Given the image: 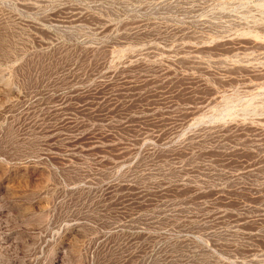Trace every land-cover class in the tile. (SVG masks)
Wrapping results in <instances>:
<instances>
[{
  "label": "rangeland",
  "instance_id": "1",
  "mask_svg": "<svg viewBox=\"0 0 264 264\" xmlns=\"http://www.w3.org/2000/svg\"><path fill=\"white\" fill-rule=\"evenodd\" d=\"M0 264H264V0H0Z\"/></svg>",
  "mask_w": 264,
  "mask_h": 264
}]
</instances>
